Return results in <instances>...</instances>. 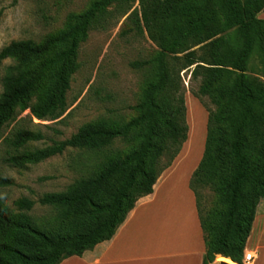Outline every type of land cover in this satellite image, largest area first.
<instances>
[{"label": "trees", "instance_id": "trees-1", "mask_svg": "<svg viewBox=\"0 0 264 264\" xmlns=\"http://www.w3.org/2000/svg\"><path fill=\"white\" fill-rule=\"evenodd\" d=\"M132 0H94L70 16L65 27L40 41H14L0 51L6 68L0 95V129L20 112L56 120L67 110L66 93L78 68L77 49L94 25L110 18L113 5L127 14ZM130 15L158 51L152 59L135 116L126 123L99 118L69 139L36 150L39 132L19 130L5 139L13 154L5 162L23 167L66 149L84 151L93 161L62 192L41 195L37 203L50 215H29L35 203L25 197L9 208L0 197V264H60L110 240L136 202L152 193L158 177L187 139L188 107L181 72L200 79L192 94L207 97L203 153L188 188L194 195L204 235L203 264H241L256 207L264 199V0H138ZM260 65L255 72L253 61ZM31 97L34 102L28 105ZM187 121V123H186ZM116 141L131 146L113 153ZM188 141V140H187ZM98 157V158H97ZM0 175V189L13 186ZM216 194L205 216L200 191ZM48 218V219H46ZM55 224L56 230H50ZM232 261H230L229 259ZM234 262V263H233Z\"/></svg>", "mask_w": 264, "mask_h": 264}, {"label": "rangeland", "instance_id": "rangeland-1", "mask_svg": "<svg viewBox=\"0 0 264 264\" xmlns=\"http://www.w3.org/2000/svg\"><path fill=\"white\" fill-rule=\"evenodd\" d=\"M93 1L0 0V51L11 42H38L47 34L62 30L70 16L83 12ZM131 6V10L123 15V7L113 5L109 8L110 18L101 26L94 25L86 40L79 44L78 68L71 76L66 93L68 108L60 118L39 121L30 115L28 109L20 112L17 107L15 116L0 129V175L14 183L13 186L0 189V197L9 208H13V201L25 197L35 203L29 215L39 220L48 217V209L37 203L38 198L44 193L64 191L82 175L83 163L89 159L93 161L94 156L88 158L84 151L66 149L62 154L40 163L15 167L5 162L14 153L5 139L22 129L39 132L43 136L42 140L28 143L25 148L33 151L69 139L82 125L96 119L126 123L136 115L133 107L141 99L143 83L151 72L152 59L158 48L144 31L139 30L135 18L130 15L133 10H139L138 0H132ZM14 64L10 59L0 61V95L6 68ZM253 66L255 72L261 74L257 61H253ZM191 70L192 67L180 74L185 88V107L186 102L188 107V141H185L174 159H178L175 162L178 170L166 179L163 192L144 207V217L148 213L147 221L154 232L161 230L162 226L164 230L172 228L170 222H177L182 217L180 198L184 196L187 199V185L186 175L181 176L179 171L188 174L198 160L207 123L206 109L214 108L207 97H201L200 101L192 94L197 91L200 79L193 80ZM261 78L264 80V75ZM33 102L34 97H31L28 105ZM131 148L116 141L110 146V151L124 155ZM173 187L178 191L176 197L169 200V194L166 198L162 196ZM200 194V210L205 216L215 207L217 197L208 188L202 189ZM163 200H167L165 207ZM50 230H56L55 224ZM214 262L218 264L219 260L215 257ZM241 264H245L243 258Z\"/></svg>", "mask_w": 264, "mask_h": 264}, {"label": "crops", "instance_id": "crops-1", "mask_svg": "<svg viewBox=\"0 0 264 264\" xmlns=\"http://www.w3.org/2000/svg\"><path fill=\"white\" fill-rule=\"evenodd\" d=\"M257 17L264 19V9ZM205 137L206 126L198 160L188 174L179 171L181 176L186 175L187 199H184V196L180 198L182 217L177 222L169 221L172 228L164 230L162 226L161 230L155 233L147 221L148 213L144 217L146 212L144 207L152 198L163 192L166 179L178 170V165L175 166L178 159L158 177L152 193L136 202L110 240L98 243L91 250L85 251L82 256L69 257L60 264H203L204 235L195 198L188 188V182L201 159ZM177 192L176 187H173L169 191L167 189L162 196L166 198L169 194L168 199L171 200L177 196ZM163 203L165 207L167 200H163ZM250 252L254 258L248 264H264V199H261L256 207L255 218L246 240L244 253Z\"/></svg>", "mask_w": 264, "mask_h": 264}, {"label": "built area", "instance_id": "built-area-1", "mask_svg": "<svg viewBox=\"0 0 264 264\" xmlns=\"http://www.w3.org/2000/svg\"><path fill=\"white\" fill-rule=\"evenodd\" d=\"M253 254L250 252V253H244L243 254V262L245 264H248L250 263L252 260H253Z\"/></svg>", "mask_w": 264, "mask_h": 264}, {"label": "water", "instance_id": "water-1", "mask_svg": "<svg viewBox=\"0 0 264 264\" xmlns=\"http://www.w3.org/2000/svg\"><path fill=\"white\" fill-rule=\"evenodd\" d=\"M229 259V258H228ZM230 260V259H229ZM231 261V260H230ZM232 262V261H231ZM234 263V262H233ZM218 264H229V263H227V262H225V261H219L218 262Z\"/></svg>", "mask_w": 264, "mask_h": 264}, {"label": "bare ground", "instance_id": "bare-ground-1", "mask_svg": "<svg viewBox=\"0 0 264 264\" xmlns=\"http://www.w3.org/2000/svg\"><path fill=\"white\" fill-rule=\"evenodd\" d=\"M228 263V262H227ZM230 264V263H229Z\"/></svg>", "mask_w": 264, "mask_h": 264}]
</instances>
